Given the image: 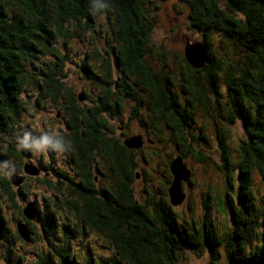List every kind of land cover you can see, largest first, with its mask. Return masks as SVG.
Returning a JSON list of instances; mask_svg holds the SVG:
<instances>
[{
	"label": "trees",
	"instance_id": "1",
	"mask_svg": "<svg viewBox=\"0 0 264 264\" xmlns=\"http://www.w3.org/2000/svg\"><path fill=\"white\" fill-rule=\"evenodd\" d=\"M6 5L13 8L12 17L4 11ZM188 5L187 29L202 36L207 62L202 69H195L183 54L181 61L186 71L176 77L172 72L171 75L154 72L147 61L153 54L152 34L156 25L149 0H0V141L8 144L6 149L0 145V167L10 157L20 158L15 144L4 137H10L19 122V114L24 110L21 88L25 78L30 77L27 83L51 99L56 109L66 105L69 132L63 135V140L72 147L73 168L79 178L67 192L80 202L70 208L75 229L67 226L64 230L73 240H83L79 236L84 235L86 225L106 236L111 251L109 257L90 255L85 259L74 251L71 242L62 241L60 247L54 248L55 254H40L37 264H178L186 248L195 254L207 249L210 264H220L222 247L228 264H264V192L257 206L252 202L249 184L254 171L264 181V0H190ZM104 14L113 26L111 47L101 54L95 39L92 60L88 54L82 60L83 76L100 89L97 97L93 96L92 106L82 108L80 97L76 98L64 83L69 56L60 42L72 39L79 31L92 30ZM71 25L76 29L71 30ZM215 35L223 39L220 43L230 47V51L225 54L216 51ZM37 54L46 55L48 60L39 62ZM88 59L98 61L96 72ZM29 65L39 71L38 78L27 71ZM175 79L182 86L184 107L174 89ZM218 80L227 89L225 105L217 98L214 102L207 97L208 91L212 97H219ZM126 100L134 102L135 115L146 105L157 120L154 127L157 133L163 122L174 131L183 153L189 148L187 135L195 139L190 134L195 102L205 105L211 101L227 124L242 122L245 137L238 146L240 160L233 165L225 148L222 155L232 192L234 172L239 180L242 208L235 207L226 196L217 197L219 212L232 218L237 225L235 232L217 235L209 220L198 227L196 223L182 224L167 205L151 202L145 206L135 199L131 186L140 178L135 151L125 147L120 139V136L129 138L124 127L111 123ZM97 161L107 165L105 175L100 172L107 183L102 190L96 188ZM170 164L166 165L168 173ZM24 187L22 184L14 190L8 179H0V194L10 202L17 217L25 221H16L18 237L17 223L33 227L16 200V193ZM39 213L35 220L40 219ZM259 225L263 229L260 238L254 231ZM43 228L48 234L51 223L47 222V228L44 223ZM8 235L5 227L4 239ZM254 239L260 241V247L252 244ZM30 240L35 238L31 236ZM17 260L14 264H22V260Z\"/></svg>",
	"mask_w": 264,
	"mask_h": 264
},
{
	"label": "rangeland",
	"instance_id": "2",
	"mask_svg": "<svg viewBox=\"0 0 264 264\" xmlns=\"http://www.w3.org/2000/svg\"><path fill=\"white\" fill-rule=\"evenodd\" d=\"M189 1L149 0V9L152 17L155 16L156 25L152 34L153 54L147 61L156 73L164 71L169 75L172 72L173 76H180V73L186 71L181 61V57L183 54L185 55V49L202 42L201 35H196L187 29ZM3 8L9 17L13 16L11 6L6 5ZM106 16L107 14L100 16L92 30L79 31V34H75L72 39L60 42L61 49L69 56L66 64L68 77L64 83L76 98L80 97H78L81 99L79 104L82 108H87L85 105L91 107L93 96L97 97L98 90H100L83 76L82 65L84 61L82 60L86 54L90 55V60H92L91 54L95 39L98 40V48L101 54H106L107 50L110 49L109 39H112L113 26ZM110 18L113 20L112 15ZM72 28L76 29V26L71 25L70 29L73 30ZM221 41L223 39L215 35L213 45L219 54H225L230 51V47L221 44ZM37 56L40 58L39 62L48 60L46 55L37 54ZM90 60L88 59V62L91 63L90 66L94 67L96 72L95 64L98 65L99 63L97 60ZM164 65H167V69H164ZM27 71L38 78L39 71L33 70L32 65H29ZM118 76L119 74L116 72L115 77ZM29 78H25L21 88L24 110L19 114V122L11 132L10 137H4L7 142L15 144L16 152L21 159L16 156L10 157V160L0 167V179L3 177L8 179L12 188L16 190L18 186L10 181V177L14 174L22 178L23 181L20 185L25 184V187L16 193L17 203L23 211L28 204L33 203L41 217L39 220L32 221L34 228L28 227L32 238L35 240H30V242L22 240L18 235H15L16 221L18 219L25 221L21 216L17 217L18 215L10 202L0 194V218L4 220V222L2 221L3 227L9 230L8 238L0 242V264H14L18 258L22 260V264H37L40 254L45 256L55 254L54 248L60 247L62 241L71 242L74 251L79 252L82 258L109 257L111 251L104 234L85 225L84 235L79 236L83 240L80 238L73 240L70 234L64 230L67 226L72 230L75 229L74 212L70 208L73 203L80 202L77 197H71L67 192L68 187L76 186L75 183L79 181V178L75 176L74 164L73 166L71 164L70 169L73 152L71 145L65 141V147L62 151L51 148L35 151L22 149L17 145V136L24 132H28L33 137L46 134L53 139L62 140L63 135L69 132L68 116L64 110L66 105L56 109L51 99L45 98V95H41L32 84L27 83ZM173 84L174 89L179 94V101L184 107L186 101L182 95V86L179 85L177 79L173 80ZM217 84L219 97H212L209 91L207 97L214 99V102L217 98L225 105L228 100L227 89L220 80L217 81ZM143 98L146 100V95L143 94ZM134 105L132 101L125 102L123 109L114 120H111V123L120 128L124 127L128 137L142 136L143 148L130 149L135 151L139 165L137 171L140 174V178L135 180L131 186L135 199L145 206L150 205L151 202L161 206L167 205L182 224L196 223L198 227L200 223L209 220L217 235L225 234L228 231L235 232L237 230L236 223L232 222L231 217L224 215L221 211L219 212L217 197L218 195L226 196L233 201L235 207L242 208L241 194L243 192L240 193L239 180L236 179L234 172L235 189L232 192L227 184L228 178L223 168L225 164L222 159L225 148L233 165L240 160L238 146L240 140L245 137L242 122L238 120L234 124H227L220 117V113L214 109L215 104L211 101L208 100L205 105L195 102V110L191 111L190 119L192 126L190 134L195 139L187 135L189 148L183 153L179 147L180 138L174 131L168 129L163 122L161 130L157 133L154 129L157 123L155 115L149 112L146 105L138 109L135 115L133 112ZM121 132L123 131L119 133ZM120 139L125 142L124 137L120 136ZM0 145L4 149L8 147L5 141H0ZM178 156L182 157L183 164L191 173V178L182 184V193L185 195L183 202L173 207L169 204L170 196L168 193L172 176L167 172L166 165H169ZM21 163L24 164L22 167ZM25 165L35 167L39 175H27L24 172ZM95 166L99 170L96 175V188L102 190L107 186L105 177H102L105 175L107 165L97 161ZM100 172L104 174L101 176ZM70 179H72V183L69 181ZM249 184L253 191L252 202L260 206V199L264 192V181L257 171L251 174ZM206 205H209V209L206 208ZM47 222L51 223L48 234L44 232L43 228L44 223L47 228ZM32 230L35 232H31ZM262 230L260 225L257 230L254 229L259 238ZM252 244L255 247L261 246L260 241L255 239ZM210 256L211 254L207 249L195 254L191 249L186 248L178 264H210ZM220 264H228L224 247L221 248Z\"/></svg>",
	"mask_w": 264,
	"mask_h": 264
},
{
	"label": "water",
	"instance_id": "3",
	"mask_svg": "<svg viewBox=\"0 0 264 264\" xmlns=\"http://www.w3.org/2000/svg\"><path fill=\"white\" fill-rule=\"evenodd\" d=\"M185 58L186 61L195 69H202L207 62V52L205 47L201 42L198 44L185 49ZM124 145L133 150H138L143 148L142 136H133L125 139ZM170 174L172 176L171 186L168 190L170 196V203L173 207L180 205L185 195L182 193V184L183 182H188L191 178L190 171L183 164V159L181 156L175 158L170 164ZM24 172L29 176H37L39 172L35 167H31L29 165L24 166ZM138 178V176H137ZM10 181L15 186H20L22 183V178L18 175H12L10 177ZM33 208V209H32ZM32 209V211H31ZM34 210V211H33ZM24 215L29 221H34L37 218V211L35 209V205L30 203L27 205L26 209H24ZM17 231L20 237L26 241L30 242L31 234L28 229V226L25 223H17ZM4 239V227L3 222L0 218V242Z\"/></svg>",
	"mask_w": 264,
	"mask_h": 264
},
{
	"label": "clouds",
	"instance_id": "4",
	"mask_svg": "<svg viewBox=\"0 0 264 264\" xmlns=\"http://www.w3.org/2000/svg\"><path fill=\"white\" fill-rule=\"evenodd\" d=\"M17 145L22 149L43 151L47 148L62 151L65 142L62 139H53L49 135L42 134L39 137H33L28 132L17 136Z\"/></svg>",
	"mask_w": 264,
	"mask_h": 264
},
{
	"label": "flooded vegetation",
	"instance_id": "5",
	"mask_svg": "<svg viewBox=\"0 0 264 264\" xmlns=\"http://www.w3.org/2000/svg\"><path fill=\"white\" fill-rule=\"evenodd\" d=\"M133 81H134V82H133L134 84H138V83L136 82V80H133ZM135 82H136V83H135ZM138 85H139V84H138ZM127 101H130V100H126V102H127ZM133 103H134V102H133ZM135 107H136V106L134 105L133 108H135ZM71 164H72V166H73L74 161L71 160V162H70V169H71ZM74 170H75V169H74Z\"/></svg>",
	"mask_w": 264,
	"mask_h": 264
}]
</instances>
